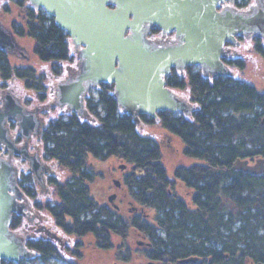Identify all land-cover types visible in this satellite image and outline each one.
I'll return each mask as SVG.
<instances>
[{"label": "trees", "instance_id": "obj_1", "mask_svg": "<svg viewBox=\"0 0 264 264\" xmlns=\"http://www.w3.org/2000/svg\"><path fill=\"white\" fill-rule=\"evenodd\" d=\"M236 7L246 9L240 4ZM22 18L16 27L22 45L29 44L44 62L59 64L65 59L67 69L70 68L74 59L71 50L77 49L54 17L37 8L31 12L25 9ZM250 39L245 42L249 48H242L241 69L248 75L236 76L230 70L226 78L204 80L200 74H177L173 88L178 95L186 97L190 88L198 98V108L192 113L194 121H184L182 117L176 120L168 111L159 114L161 119L164 117L162 132H177L188 147L199 151L195 155L198 161L178 172L182 180L195 182L194 199L185 201L169 193L173 185L169 176L172 169L162 152L163 137L149 136V130H143L133 116L121 113L114 86L101 83L99 99L89 107L84 121L73 114L49 122L46 142L50 154L70 170L72 179L59 184L61 202L55 210L72 214L83 226L88 222L82 214L95 211L99 247L109 248L113 238L115 249L125 253L130 229L143 233L151 244L148 256L160 264L264 262V233L260 232L264 228V173L257 175L233 168L239 157H264V88H261L264 83L250 68L254 62L264 69V45L258 42L256 48ZM1 62L3 80L12 74L21 75L28 90L41 94V98L45 96L46 83L48 86L56 77L51 72L57 73L52 68L46 69L45 63H42L45 72L37 75L29 69H12L5 56ZM142 118V122H156L154 118ZM89 153L101 160L116 156L131 163L133 169L125 180V191L132 203L150 209L153 216L133 211L127 217L107 203H94L90 188L92 173L84 168ZM36 249L43 258L51 253L41 246ZM194 255L198 256L196 261L184 260ZM122 259L132 264L130 253ZM0 264L13 263L3 260Z\"/></svg>", "mask_w": 264, "mask_h": 264}, {"label": "water", "instance_id": "obj_2", "mask_svg": "<svg viewBox=\"0 0 264 264\" xmlns=\"http://www.w3.org/2000/svg\"><path fill=\"white\" fill-rule=\"evenodd\" d=\"M43 8L71 37L78 50V70L58 83L54 104L79 115L85 112V96L105 82L114 85L121 113L139 122L140 114L158 118L159 111L186 113L190 108L169 86L165 76L170 66L199 64L205 75L223 76L229 56L226 42L238 36L264 41V5L246 9L236 0H29ZM175 31L174 41L159 43L148 37L151 27ZM0 47L8 52L25 50L10 28L0 21ZM0 106V142L14 149L6 124L18 122L28 134L37 126L35 112L17 95L6 91ZM34 158H32L33 160ZM34 168L37 166L34 162ZM233 168L264 172V157L253 163L237 158ZM17 168L0 154V260L20 262L29 254L25 237L12 229L14 213L23 212ZM116 193L110 195V200ZM190 256L185 261H196ZM264 264V263H263Z\"/></svg>", "mask_w": 264, "mask_h": 264}, {"label": "flooded vegetation", "instance_id": "obj_3", "mask_svg": "<svg viewBox=\"0 0 264 264\" xmlns=\"http://www.w3.org/2000/svg\"><path fill=\"white\" fill-rule=\"evenodd\" d=\"M235 4H240L246 8L250 5H264V0H237ZM25 9L28 12H31V10H35L37 8H35L29 0H0V21L5 27L12 30L20 44L22 43L17 34L16 27L20 24V18L24 16ZM38 10H41L43 14L48 16L44 10ZM174 34L175 31L163 32L161 28L153 26L148 32V37L159 43H170L174 41ZM247 39L252 40V44L253 46L255 44L256 48H258V42H261V44L264 45L262 38L258 36L249 38L238 36L236 42L227 41L225 44L226 47L230 49V53L228 57L223 59L228 67V71L231 70V73H235L236 76H239L240 73L244 75L247 74V71L241 69L242 61L244 59V52L242 48H244V50L249 48L245 47ZM28 45H25V50L23 52H21V50L8 52L0 47V106L3 104V95H5L6 91L9 90L17 95L22 103L29 108V110L35 112V116L37 118V126L28 134H25L22 131L16 120L8 119L6 127L8 128L9 135L11 140H13L15 148L6 150L5 144L0 142V154L2 153L13 160L17 168L18 183L23 190V195L19 197V200L23 203V212L14 213L12 225L13 230L25 237V243L29 249V254L23 257L17 264H29L28 261L35 258H42L45 264H62L63 261L67 264H128V262L124 261L122 257H125L127 254L129 255L130 252L133 254H130L132 256V264H145V262L148 264H160L157 260L150 258L149 256L144 259L140 257L136 252L135 246H133L134 250L132 249V246L130 247V239H127L128 245L127 248H125V253H122L121 250L115 249L113 238L110 239L112 243L110 242L111 246L109 248L99 247V238L97 235L99 222L96 218L95 211H88L82 214L83 216L81 217H85L88 222L87 226H83L81 222L79 223L76 219H74L72 214L65 212L61 213L60 211L55 210L61 202L58 194L59 184L61 185L72 181V179L70 177V170L60 163L56 157H53L52 154H50L52 153L50 145L46 142V132L49 122L59 116L66 119L73 114H75L81 121H84V119H86L84 116L87 114V110L95 103L92 99L93 88H91L85 96L84 114L79 115L75 111H70L67 107L57 106L54 104L56 98V87L58 83L64 80L67 76L74 74L78 70V50L77 52L71 50V54L74 56V59L68 70V65L64 62L65 59H63L64 61H60L59 64H52L51 60L44 62L34 54L32 47L30 48ZM2 56H5L6 60L9 61L12 69L14 67L16 69H29L31 71H35L37 75H40L41 72H45L43 69L44 65L42 64L45 63L47 64L46 69L49 68L51 71L52 68L54 72H57V75L51 72L56 77L53 78V83H51L52 85L48 84L45 96L41 98V94H37L32 90L29 91L26 85V79L21 75L12 74L13 76L11 78L3 80V74L1 73L3 70V63L1 62ZM248 66L249 65H247V68ZM250 68L252 74L253 72L258 74L260 76L259 79L264 83V69L257 67L256 64L254 65V62L253 66ZM73 70L76 71L73 72ZM177 74L185 76L187 74H200L204 80H212L216 77L226 78V75H205L199 64H186L182 67L172 65L170 66V70L165 76V79L166 85L169 86V88H171L176 94L178 93L173 88V82ZM254 81L256 82V80ZM261 88H264V84ZM53 90L54 92L51 93ZM187 93L186 97L180 95L178 96L188 102L190 109L186 113L172 111H168V113H170L171 117L176 120L182 117V120L192 122L195 120L192 113H195L198 108V101H196L198 98H196V93L190 88L187 89ZM160 112L163 111H159L158 114H160ZM145 115H147V117ZM142 117L146 120H152L154 118L156 121L155 123L142 122L143 120L139 121V126L141 128L145 127L149 130V136L152 135L157 138L163 135L166 137L161 138L160 142L165 145L162 152L164 156L167 157L173 168V170L169 173L171 178L170 181L173 184L172 189H169V193L180 197L185 201L194 199V196L197 194L195 182L192 180L188 183L185 180H182V178L178 175V172L180 171V168L192 167L195 161H198L195 155L198 154L199 151L188 147L184 143L182 136L177 134V132L168 133L165 130L163 133L155 132L156 129L161 131L164 124L162 119L164 117L161 119L160 117L156 118L143 113L140 114V118ZM153 129H155V131H153ZM196 132L197 134L199 132L201 133V131L198 132L197 130ZM202 133H204V131H202ZM174 142L176 143L175 145ZM90 156L95 159L98 158L93 153H89L87 156V165L84 166L88 172L92 173V180L90 181L92 200L94 203H107L112 207V209L121 211L122 214L130 217L133 212L125 210L129 202H132L129 194L125 193L126 200H122L120 194H116L115 197L110 200L109 194L108 201L101 200V198L97 195L92 194V189H95L94 184L98 181L99 171L97 170V165L94 166V163H88V158ZM32 158L34 159L32 160ZM33 162L38 165L37 169L34 168ZM206 168L209 170L211 166L208 164L206 165ZM132 169L133 166L131 165L129 170ZM129 170H127L124 174L121 173L123 175V184L121 182H117V185L122 184V186L125 187V180L128 176ZM263 173L253 174L259 175ZM118 200H120L119 203L117 202ZM143 215H145L144 212ZM260 232L264 233V228H261ZM141 234L144 238H147L143 233ZM137 242L138 245L143 247L142 251L147 254V248L151 246L149 243L150 241H148L146 248L145 242H141L139 240ZM40 246L46 253H51L47 254V257L43 258L40 255L41 253L36 249ZM116 253H120V256L115 255ZM137 256H139V260H137ZM147 258H149V261H147ZM3 260L6 262H12L5 259L0 260V262ZM263 263L264 262L259 264ZM250 264L255 263L250 262Z\"/></svg>", "mask_w": 264, "mask_h": 264}, {"label": "rangeland", "instance_id": "obj_4", "mask_svg": "<svg viewBox=\"0 0 264 264\" xmlns=\"http://www.w3.org/2000/svg\"><path fill=\"white\" fill-rule=\"evenodd\" d=\"M22 21H23V18L20 20V23ZM46 87H47V83H46ZM46 90H47V88H46ZM92 99L94 102H96L99 99V93H98V90L96 88H93V90H92ZM145 129H147V128L143 127V130H145ZM153 131H155V129H153ZM155 132L163 133L162 131H160L158 129H156ZM160 137L166 138L163 135H161ZM175 144L176 143L174 142V145ZM165 159L168 160L167 157H165ZM255 159H256V157L253 158V160H250V159L249 160L251 161V163H253L255 161ZM88 163H94L93 164L94 166L97 165V170L99 171L98 181H97L98 184L97 183L94 184L95 189H92V194L97 195L99 198H101V200H105V201H108V195L109 194L111 195L112 193L120 194L121 199L122 200L125 199L126 191H125V188L122 186V184H123V175L122 174L126 173L127 170H129L131 168V165H132L131 163H129V162H127L121 158H118L116 156H111L105 160L95 159L94 157L92 158L90 156L88 158ZM167 165L170 166V169L173 170L172 166L170 165V162H168ZM117 182H121L122 184L117 185ZM117 202L119 203L120 200H118ZM125 210L126 211L130 210L131 212L141 211V212H144V214L148 217L153 216V213H154L150 209L141 207L139 204L132 203V202H129V204L126 206ZM130 233H131V235L129 237L130 247L132 246V249L134 250L133 246H135L136 252L143 259L148 257L146 252L142 251L143 247L141 245H138L137 241L139 240L141 242L142 241L145 242V248H146L149 240L147 238H144L140 232H138L134 229H130ZM159 234L164 235L162 231H159ZM125 248H127V245L125 246ZM140 249H141V251H140ZM131 253L132 252H130V254ZM131 255H133V254H131ZM139 256H137L138 257L137 260L140 259ZM147 261H149V258H147ZM28 262H29V264H45V262L43 261L42 258H35L33 260H29ZM13 264H17V263H13ZM62 264H67V263L65 261H63ZM145 264H148V263L145 262ZM248 264H250V263H248Z\"/></svg>", "mask_w": 264, "mask_h": 264}]
</instances>
